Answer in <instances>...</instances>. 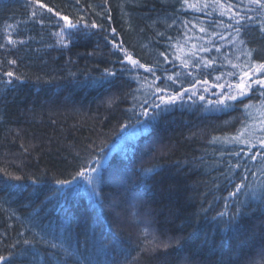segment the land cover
<instances>
[{"label": "trees", "instance_id": "obj_1", "mask_svg": "<svg viewBox=\"0 0 264 264\" xmlns=\"http://www.w3.org/2000/svg\"><path fill=\"white\" fill-rule=\"evenodd\" d=\"M42 3L53 11L0 0V255L11 264H264V161L251 159L264 155V89L226 99L244 73L264 78L250 71L264 62V9L249 0ZM57 12L80 20L67 46ZM241 130L244 142L233 140ZM152 235L173 247L152 251Z\"/></svg>", "mask_w": 264, "mask_h": 264}, {"label": "snow or ice", "instance_id": "obj_2", "mask_svg": "<svg viewBox=\"0 0 264 264\" xmlns=\"http://www.w3.org/2000/svg\"><path fill=\"white\" fill-rule=\"evenodd\" d=\"M31 3L33 4H36L39 6V8H47V11L48 12H52L53 9L50 8V7H47V5H45L44 3H42V0H30ZM77 2H79V0H77ZM250 3H253V4H256L258 5L259 7H261L262 9H264V0H249ZM57 16L60 17L61 20L64 21V27H62L60 29V31L58 33H55L56 36L59 37V43L61 44H64L65 46L66 43H65V29H77V26L80 24V20H77L76 22H72L68 16H61V14L59 12L55 13ZM33 16L36 15V12H33L32 13ZM82 19V18H81ZM85 27H88V25H85ZM92 28H95L97 27V25L95 23H93L91 25ZM78 30V29H77ZM262 31H264V28L261 29ZM113 33H115V29L112 30ZM201 31H203V29H201ZM237 32H239V29L236 30ZM68 38H69V41L71 39V36H72V33L69 32L68 34ZM9 43H13V41L11 39H9L8 41ZM114 44V47L117 48L119 51H122L124 52L125 54V59L131 63L133 65V67H145L143 64H140L139 61L135 60L132 58L131 54H129L120 44H116L115 42H113ZM161 55H163V53H161ZM249 56L252 55L251 52L248 53ZM10 63H15V61H10ZM187 66V65H185ZM146 71H151L152 69L151 68H146L145 69ZM107 71V70H106ZM250 71L252 72V75L255 76V74L257 72H262L264 73V62H261V63H257V64H254L252 66V68L250 69ZM110 75H114V73H109ZM5 75L11 77L13 75L12 72H7L5 73ZM169 79H171V77H169ZM251 78L249 77V74L246 72L244 73V75L241 77L240 79V83H238L237 85H235V88H236V94H229L226 99L227 100H236L239 97H243V96H246L247 95V92L249 89L252 88V85H258L261 89H264V78H256V79H251V82L249 83V80ZM160 92H164L165 89H158ZM262 96H264V92H261L260 93ZM181 94H177V96H170L168 99H165L163 96L160 97V102L161 104H168V103H172L174 102L178 96H180ZM217 103H220V104H223L225 103V101L223 100H220V101H217ZM154 107H159V105H154ZM249 105H245V108H248ZM146 114V113H145ZM243 136V130H241L238 135L236 137H233L232 139L235 140V141H239V142H244L241 140V137ZM215 139V138H214ZM260 143H261V146L264 147V138H262L260 140ZM238 155V154H237ZM257 156H261V160L264 161V155H261L260 153H257L255 155H253L251 157L252 160H256L257 159ZM234 167H239V164H236L234 165ZM94 171V169H93ZM148 171H151V170H148ZM7 174V173H6ZM78 176H83L84 175V172H78L77 173ZM16 179H19V177H16ZM89 180V182L91 183L92 182V178L91 177H88L87 178ZM59 184L63 185L65 183H71V181H57ZM247 185H244L243 183H240V184H237L235 186V191L233 192H230L229 195L230 196H236V194L238 192L241 191V189L243 188H246ZM219 215L223 216L224 214L223 213H220ZM235 217H233L234 219ZM146 236L147 235H150V233L147 232V230H145V233H144ZM152 241H154L155 243L153 244V248L151 249L152 251H155L157 249H163L165 251H167L169 248L173 247V244L168 242V241H160L158 237H156L155 235H152ZM25 243H29V241H25ZM175 244L176 245H179L180 244V240L177 239L175 241ZM52 248H57L58 246L56 244H52L51 245ZM60 247H63L62 245ZM66 251V250H65ZM68 255H72V253H68ZM5 261H8V264H11V261L9 260V257H5L3 255H0V264H4Z\"/></svg>", "mask_w": 264, "mask_h": 264}, {"label": "rangeland", "instance_id": "obj_3", "mask_svg": "<svg viewBox=\"0 0 264 264\" xmlns=\"http://www.w3.org/2000/svg\"><path fill=\"white\" fill-rule=\"evenodd\" d=\"M62 27H64V21H63V25H62ZM60 31V30H59ZM69 31H70V29H65V43L67 44V42H68V40H69V38H68V33H69ZM58 39H59V37H58ZM57 41H59V40H57ZM64 45V44H63ZM249 77L251 78V75H249ZM251 82V79L249 80V83ZM121 217V220L123 219V217L122 216H120ZM123 224H125V225H127L126 224V221L125 222H123Z\"/></svg>", "mask_w": 264, "mask_h": 264}, {"label": "bare ground", "instance_id": "obj_4", "mask_svg": "<svg viewBox=\"0 0 264 264\" xmlns=\"http://www.w3.org/2000/svg\"><path fill=\"white\" fill-rule=\"evenodd\" d=\"M203 117H204L203 119H208V118H207L208 116H205V115H204ZM135 132H136V131H135ZM215 158H216V157H214V160H215Z\"/></svg>", "mask_w": 264, "mask_h": 264}]
</instances>
